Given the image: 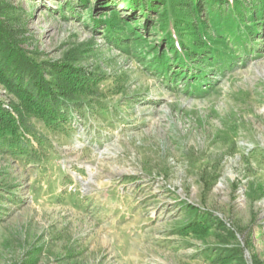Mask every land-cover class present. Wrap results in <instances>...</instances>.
Returning a JSON list of instances; mask_svg holds the SVG:
<instances>
[{
  "label": "rangeland",
  "instance_id": "rangeland-1",
  "mask_svg": "<svg viewBox=\"0 0 264 264\" xmlns=\"http://www.w3.org/2000/svg\"><path fill=\"white\" fill-rule=\"evenodd\" d=\"M128 1L0 0V63L100 81L0 144V264H264V0Z\"/></svg>",
  "mask_w": 264,
  "mask_h": 264
},
{
  "label": "trees",
  "instance_id": "trees-1",
  "mask_svg": "<svg viewBox=\"0 0 264 264\" xmlns=\"http://www.w3.org/2000/svg\"><path fill=\"white\" fill-rule=\"evenodd\" d=\"M126 4L127 8L136 11L141 5L144 10L157 9L160 3L157 0H132ZM189 6L191 10L187 17L202 23L200 17L201 1L191 0ZM182 15L185 13L179 11L174 17H169L168 20L178 21V17ZM94 21L97 22V19ZM6 37L7 34L0 31V38L6 39ZM7 38L9 39V37ZM241 41L245 43L243 49L249 51L251 48L249 35L238 37L236 44ZM12 48H14L13 45L8 50L9 66L6 67L0 63V82L20 98V103L14 104V107L10 109L5 107L0 99V144H9V150L15 152L18 149L17 145L24 142L21 133L24 113H34L44 119L49 126L56 127L62 122L60 120L63 116L67 114L66 109H64L65 101L73 98L74 94L79 91L99 88L100 81H97L99 80L97 76L64 63L49 65L48 68L51 69L46 70L51 78H47L44 74L46 72L40 71V65L30 62L21 53V50H12ZM161 64H164V61H161ZM164 67L166 68V66ZM25 78L28 80L24 81Z\"/></svg>",
  "mask_w": 264,
  "mask_h": 264
}]
</instances>
